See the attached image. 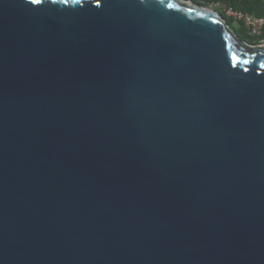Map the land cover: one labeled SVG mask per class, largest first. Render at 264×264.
Wrapping results in <instances>:
<instances>
[{
    "label": "water",
    "instance_id": "1",
    "mask_svg": "<svg viewBox=\"0 0 264 264\" xmlns=\"http://www.w3.org/2000/svg\"><path fill=\"white\" fill-rule=\"evenodd\" d=\"M231 27L0 0V264H264V44Z\"/></svg>",
    "mask_w": 264,
    "mask_h": 264
},
{
    "label": "built area",
    "instance_id": "2",
    "mask_svg": "<svg viewBox=\"0 0 264 264\" xmlns=\"http://www.w3.org/2000/svg\"><path fill=\"white\" fill-rule=\"evenodd\" d=\"M211 6H215L216 9H221L226 12L225 15L227 18L232 19L234 22H239L248 36L257 41V43L264 44V18H259L246 12L235 10L232 7L218 5Z\"/></svg>",
    "mask_w": 264,
    "mask_h": 264
},
{
    "label": "trees",
    "instance_id": "3",
    "mask_svg": "<svg viewBox=\"0 0 264 264\" xmlns=\"http://www.w3.org/2000/svg\"><path fill=\"white\" fill-rule=\"evenodd\" d=\"M191 1L205 6L218 5V6L232 7L235 10L246 12L248 14H251L259 18H264V0H191ZM224 18L226 19L228 25L231 27L229 21L230 23L234 21L232 19H228L226 16ZM234 32L236 33L235 30ZM240 33L243 36L247 34L243 26H241ZM237 36L240 37L238 34ZM256 42L253 45H257Z\"/></svg>",
    "mask_w": 264,
    "mask_h": 264
},
{
    "label": "rangeland",
    "instance_id": "4",
    "mask_svg": "<svg viewBox=\"0 0 264 264\" xmlns=\"http://www.w3.org/2000/svg\"><path fill=\"white\" fill-rule=\"evenodd\" d=\"M185 1H190V0H185ZM205 6V5H204ZM208 7H211V8H213V9H215L216 11H219L220 12V14L222 15V16H224L225 15V13L226 12H224L223 10H221V9H216V7L215 6H208ZM226 16V15H225ZM224 16V17H225ZM227 17V16H226ZM229 19V18H228ZM231 25H232V27H233V29L236 31V33L238 34V35H241V36H243L241 33H240V29H241V24L239 23V22H237V21H235V22H231ZM243 37H245V38H248V39H250V40H252V41H255L253 38H251L250 36H248L247 34L246 35H244ZM256 42V41H255Z\"/></svg>",
    "mask_w": 264,
    "mask_h": 264
},
{
    "label": "snow or ice",
    "instance_id": "5",
    "mask_svg": "<svg viewBox=\"0 0 264 264\" xmlns=\"http://www.w3.org/2000/svg\"><path fill=\"white\" fill-rule=\"evenodd\" d=\"M32 3L34 4H39L41 2V0H31ZM67 0H61V3H66ZM161 2H163V0H161ZM169 7H171V5H169ZM264 66V65H262Z\"/></svg>",
    "mask_w": 264,
    "mask_h": 264
}]
</instances>
